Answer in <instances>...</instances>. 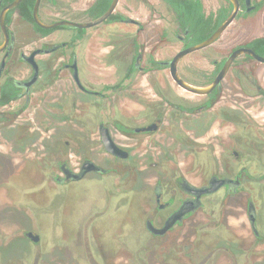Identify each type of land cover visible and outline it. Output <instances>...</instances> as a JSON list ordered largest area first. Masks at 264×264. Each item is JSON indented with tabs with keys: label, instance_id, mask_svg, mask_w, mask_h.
<instances>
[{
	"label": "flooded vegetation",
	"instance_id": "flooded-vegetation-1",
	"mask_svg": "<svg viewBox=\"0 0 264 264\" xmlns=\"http://www.w3.org/2000/svg\"><path fill=\"white\" fill-rule=\"evenodd\" d=\"M14 1L0 0V264H264V63L239 54L214 83L235 51L264 58L250 47L264 0H236L190 52L231 0H117L96 24L113 0H65L49 20L60 0H40L42 24H87L51 28ZM181 52L178 76L206 93L172 79ZM23 163L34 175L13 182ZM37 192L72 198V232L42 222Z\"/></svg>",
	"mask_w": 264,
	"mask_h": 264
},
{
	"label": "rangeland",
	"instance_id": "rangeland-1",
	"mask_svg": "<svg viewBox=\"0 0 264 264\" xmlns=\"http://www.w3.org/2000/svg\"><path fill=\"white\" fill-rule=\"evenodd\" d=\"M66 1L60 0L59 6L55 10L42 9V14L47 20L55 18H66L67 8ZM239 31L238 35L234 34ZM242 24L239 22L232 25L223 38L220 40L216 48L230 47L232 44L236 43V40L230 39L236 36H242ZM229 42V43H228ZM34 175V167L30 163H23L20 166H13L8 169L7 176L16 183L23 184V182H28L29 179ZM28 186L32 185L27 183ZM33 186V185H32ZM32 188V187H30ZM33 199L42 203V206L45 208L44 214H42V222L48 225H55V233H57L61 238L65 236V233H70L73 230L72 219L73 216L72 208V198L67 193L57 194L52 197L43 196L40 193H35ZM41 206V207H42Z\"/></svg>",
	"mask_w": 264,
	"mask_h": 264
},
{
	"label": "water",
	"instance_id": "water-1",
	"mask_svg": "<svg viewBox=\"0 0 264 264\" xmlns=\"http://www.w3.org/2000/svg\"><path fill=\"white\" fill-rule=\"evenodd\" d=\"M21 0H15L7 9L9 8H12L14 7L15 5H17ZM39 1L40 0H36L35 2V6H34V12H33V16H34V20L35 22L43 27V28H51V27H54V26H58V25H68V26H77V27H86L87 24L85 25H78V24H75V23H71V22H68V21H60V22H56L54 24H51V25H44L42 24L38 18H37V7L39 5ZM232 1V4H233V7H234V10L232 12V14L220 25V27L208 38L206 39L205 41H203L202 43H200L199 45L195 46V47H192L188 50H186V52H190V51H195V50H198V49H201L209 44H211L219 35L220 33L226 28V26L233 20V18L235 17L236 15V12H237V9H238V3L236 0H231ZM116 2L117 0H113L110 8L108 9V11L101 17L99 18L98 20H96L93 24H96V23H100L101 21H103L105 18H107L109 16V14L113 11L115 5H116ZM242 53H246V54H249L251 55L254 59H256L257 61L259 62H263L264 63V58L263 57H260V56H257L255 53H253L251 50L249 49H240V50H237L235 51L234 53H232V55L228 58L226 64L224 65L223 69L221 70L220 74L217 76L216 80L214 83H216L219 79L222 78V76L224 75V73L226 72V70L228 69L230 63L232 62V60L238 56L239 54H242ZM184 54V52L178 54L174 59L173 61L170 63V73H171V77L172 79L182 88L184 89H187L189 90L190 92H194V93H198V94H203V93H206L208 91V89H197V88H192V87H189L187 86L181 79L180 77L178 76L177 72H176V63L177 61L179 60V58ZM106 143V142H105ZM106 148L111 151L110 149H112V145L109 143V145L106 144ZM85 169L84 171H89L90 169H96V167H94L93 165H90V164H85L84 165V168ZM207 192H210L211 190H206Z\"/></svg>",
	"mask_w": 264,
	"mask_h": 264
},
{
	"label": "trees",
	"instance_id": "trees-1",
	"mask_svg": "<svg viewBox=\"0 0 264 264\" xmlns=\"http://www.w3.org/2000/svg\"><path fill=\"white\" fill-rule=\"evenodd\" d=\"M181 3H182V1L171 0V4H173V5L176 4L179 7L181 6ZM31 8H32V3L25 6V11L23 12V16L27 20L31 19V14H30ZM250 47L253 50H255L257 53L264 55V40H256L250 45Z\"/></svg>",
	"mask_w": 264,
	"mask_h": 264
}]
</instances>
